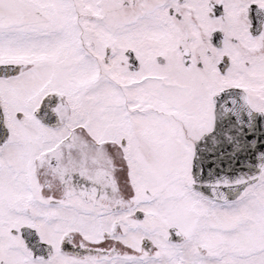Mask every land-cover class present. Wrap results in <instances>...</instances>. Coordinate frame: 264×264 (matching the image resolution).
Returning <instances> with one entry per match:
<instances>
[{
  "label": "snow or ice",
  "instance_id": "1",
  "mask_svg": "<svg viewBox=\"0 0 264 264\" xmlns=\"http://www.w3.org/2000/svg\"><path fill=\"white\" fill-rule=\"evenodd\" d=\"M0 264H264V0H0Z\"/></svg>",
  "mask_w": 264,
  "mask_h": 264
}]
</instances>
